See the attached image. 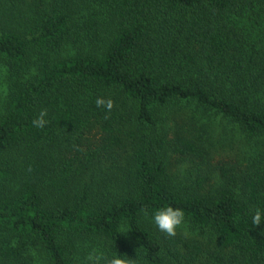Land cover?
Masks as SVG:
<instances>
[{
    "label": "trees",
    "instance_id": "obj_1",
    "mask_svg": "<svg viewBox=\"0 0 264 264\" xmlns=\"http://www.w3.org/2000/svg\"><path fill=\"white\" fill-rule=\"evenodd\" d=\"M0 72V264H264V0H0Z\"/></svg>",
    "mask_w": 264,
    "mask_h": 264
},
{
    "label": "clouds",
    "instance_id": "obj_2",
    "mask_svg": "<svg viewBox=\"0 0 264 264\" xmlns=\"http://www.w3.org/2000/svg\"><path fill=\"white\" fill-rule=\"evenodd\" d=\"M96 107H103L106 112H110L114 107V102L109 99L98 97L95 101ZM47 115V110H42L39 117L33 120V125L37 128H43L47 121L44 117ZM152 222L158 231L164 233L167 237H175L177 235V229L184 223L185 214L183 209L174 208L172 206L161 207L152 213ZM262 223V215L260 210H257L252 217L253 226H259ZM128 232V231H127ZM122 231V233H127ZM100 254H89L88 260L93 264H99L102 259ZM107 264H133V259L125 258L123 256H113L110 260H107Z\"/></svg>",
    "mask_w": 264,
    "mask_h": 264
},
{
    "label": "rangeland",
    "instance_id": "obj_3",
    "mask_svg": "<svg viewBox=\"0 0 264 264\" xmlns=\"http://www.w3.org/2000/svg\"><path fill=\"white\" fill-rule=\"evenodd\" d=\"M2 91H3V81L1 78V72H0V95H1ZM220 124H222V123H220Z\"/></svg>",
    "mask_w": 264,
    "mask_h": 264
}]
</instances>
